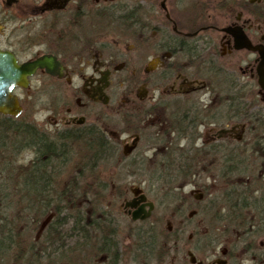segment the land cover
I'll use <instances>...</instances> for the list:
<instances>
[{
	"label": "flooded vegetation",
	"instance_id": "1",
	"mask_svg": "<svg viewBox=\"0 0 264 264\" xmlns=\"http://www.w3.org/2000/svg\"><path fill=\"white\" fill-rule=\"evenodd\" d=\"M18 17V34L3 32L2 23ZM0 19V50L18 65L43 57L55 65L37 69L28 89L14 90L33 102L46 100L52 123L47 131V122L38 128L53 136L100 134L115 144L108 157L123 167L107 175H124L105 187L110 199L101 221L95 215L89 229L78 224L69 233L63 226L58 247L42 242L45 249L30 264H174L171 250L185 229L177 235L162 228L157 212L163 207L125 177L130 161L139 164L158 139L189 156L201 150L204 179L223 186L219 195L206 185L188 195L202 201L207 222L221 216L223 224L228 208L264 203V50H257L264 49V0H0ZM119 96L123 141L97 113ZM225 174L232 177L222 180ZM97 181L91 177L74 189L95 192ZM192 201L174 203V216L183 217ZM165 232L175 235L162 253ZM226 256V248L202 258L186 251L187 263L176 264H227Z\"/></svg>",
	"mask_w": 264,
	"mask_h": 264
},
{
	"label": "trees",
	"instance_id": "2",
	"mask_svg": "<svg viewBox=\"0 0 264 264\" xmlns=\"http://www.w3.org/2000/svg\"><path fill=\"white\" fill-rule=\"evenodd\" d=\"M85 135L53 136L23 116L14 119L0 115V264L9 255L16 264H30L31 256L39 255L38 249L58 247L60 234L65 230L63 226L71 227L66 229L69 233L78 224L89 229L95 215L101 221L102 209L109 201L105 187L124 177L119 173L109 177L106 172L123 167L108 157L116 152L115 144L108 143L98 133ZM150 145L154 150L151 158L142 159L137 165L134 160L130 161L126 167L129 174L125 177L145 181L159 206L174 207V203L185 200L178 192L196 184L203 174L201 150L189 156L175 151L173 144L164 139ZM244 169L250 170V166L241 168L238 174L241 177L245 175ZM230 176L225 174L220 178L228 180ZM91 177L101 185L97 191L74 189L87 185L86 180ZM239 209L228 208L229 218L223 224L221 216L209 222L211 227L205 236L194 234L193 238L198 241L195 251L204 253V250L215 251L222 244L226 246L228 240L222 237L227 234L229 239L231 233L223 231L222 237L215 234L219 226H225L234 231L233 242L226 246L227 264H236L234 253L241 245L252 247L257 239L264 237V203L242 204ZM195 215H203V207ZM86 230H81L83 235ZM171 237L174 234L165 232L159 249L162 253ZM67 239L71 242L70 248H75V240L70 236Z\"/></svg>",
	"mask_w": 264,
	"mask_h": 264
},
{
	"label": "rangeland",
	"instance_id": "3",
	"mask_svg": "<svg viewBox=\"0 0 264 264\" xmlns=\"http://www.w3.org/2000/svg\"><path fill=\"white\" fill-rule=\"evenodd\" d=\"M20 22H21V18L18 17V18H14L12 23H9V22L2 23L3 32L6 31L5 33L9 34V31L12 32L16 28L20 27L21 25ZM13 33H17V32L14 31ZM35 86H37V82H33L32 88ZM15 95L19 98L23 106V112L21 116H23L25 120L32 121L37 127L43 124V122H47L45 126L46 128L45 131H47V129L50 128L48 125L51 124L52 121L49 118L50 115L48 114L46 110V105H45L46 100L42 98V102H39L38 99H36V101L33 102V99L29 98L28 94L25 91H16ZM121 105H122V96H119L114 100V102H111V105L108 107V109H104L102 110V112H100L101 109H99L97 113L99 115H105V117L108 118L107 120H108V123H110V126L112 128L114 126L112 130L113 136L117 137V139H119L120 137V140L123 141L125 140V136L121 134V131H123V125H124L123 121L124 120L120 115L119 116L116 115V112L121 111V108H120ZM198 145H200V143ZM153 152L154 150L150 149L149 151H146L142 157L145 159H150ZM204 177L205 176L202 174L201 178H199L196 184L186 186L182 192H178V195H180L181 197H185L189 200L190 197H188V195L190 192H195V194L201 193L200 187L203 188L205 185L209 186L210 193L219 195L223 190V186L216 184V183L213 184L211 180L207 182L206 178L204 179ZM144 178L145 177H142L143 180ZM119 183H121L120 180L118 181V183H115V184H119ZM127 183L129 184L128 186L130 187H136L140 185L141 188H144L145 191H147V195L150 197V199L154 200L149 192V186L145 181H142L141 183V182L134 180L133 178H129ZM108 199L110 198L108 197ZM190 201L192 200L190 199ZM176 203L178 204V202ZM200 206L203 207L202 201L201 202L199 201V203L192 201V207H189L186 210L184 216L180 218L174 216L172 207H168V208L163 207L157 212L158 218H160L162 221V228L166 227L167 225L169 226L170 231L177 233V235L181 233V230H182L181 228L185 229V232L183 234V239H181V242H179L178 245H174V247H172L173 249L171 250L172 254L170 257V261L174 262V264L178 262L177 260H179V262H182L183 260L184 263H187L186 251L192 252L195 256H198L200 258H202L203 255L212 254V251L207 252L204 250V253L195 251L198 241L193 238V235L197 234L199 236H205L207 232L209 231V227H211L210 223L207 222V218L203 215H194L192 218H189V214L192 211L197 212ZM119 207L120 205L118 206V208ZM223 231H225L228 234L231 233L229 235L230 236L229 239L226 237L227 234H225L224 236L225 240H228L226 246L229 247L231 242H233L232 234H234V231L233 229H229L228 227L225 228V226H219V229L218 231H215V234L221 235L222 237ZM212 234H214V232ZM189 236H191L192 239H189ZM254 243L255 244L252 247L244 248L242 247L243 245H241L238 248V250H236V252L234 253V257L237 261L236 264H264V237L257 239ZM226 246H224V244L217 246L215 250L217 255H220V252L223 249H225ZM170 261L169 263H171ZM3 264H16V261L14 258H12V256L9 255L6 257Z\"/></svg>",
	"mask_w": 264,
	"mask_h": 264
},
{
	"label": "water",
	"instance_id": "4",
	"mask_svg": "<svg viewBox=\"0 0 264 264\" xmlns=\"http://www.w3.org/2000/svg\"><path fill=\"white\" fill-rule=\"evenodd\" d=\"M245 47H249V44L245 41L243 44ZM241 46V47H244ZM250 49V48H248ZM259 54L262 55L263 48H257ZM55 66L52 59L46 57L37 59L30 63L18 65L15 57L7 52L0 50V115L10 118H18L22 113V107L18 97L14 94V90L17 88L28 89L29 81L37 69H48ZM259 86L264 90V71L260 72ZM129 150H125L124 153H128ZM141 202L145 201L142 196ZM133 206L134 204L131 203ZM152 208L151 204H147ZM141 211V210H140ZM139 217V213H134L133 220ZM147 216H143L141 219H145ZM216 264H225L224 261H217Z\"/></svg>",
	"mask_w": 264,
	"mask_h": 264
}]
</instances>
